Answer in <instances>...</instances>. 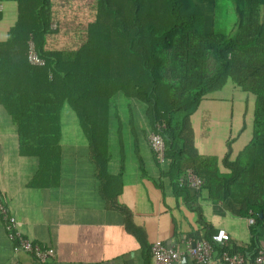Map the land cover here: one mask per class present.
<instances>
[{"label":"trees","instance_id":"trees-1","mask_svg":"<svg viewBox=\"0 0 264 264\" xmlns=\"http://www.w3.org/2000/svg\"><path fill=\"white\" fill-rule=\"evenodd\" d=\"M224 1L232 19L222 32L215 29L216 0H0V107L16 127L20 152L37 159L35 181L51 182L57 175L63 117L69 112L98 188H110L113 135L118 134L120 165L125 161L122 118L114 104L120 96L131 104L135 151L139 134L146 139L151 131L162 138L164 161L150 151L159 178L182 199L198 193L179 186L187 169L218 198L230 199L236 181H251L256 190L255 182L264 181V0ZM10 6L13 20L3 24ZM31 43L41 66L28 61ZM212 103H225L227 115L204 111ZM219 113L230 137L220 164L232 167L230 174L221 173L218 160L194 144L202 129L205 136L214 133ZM236 128L250 139L232 162ZM139 166L145 175L144 164ZM214 183L221 185L217 191ZM261 192L260 200L244 199L235 213L250 216L256 226L264 225V187ZM210 235L203 237L213 243ZM227 251L244 253L233 246Z\"/></svg>","mask_w":264,"mask_h":264},{"label":"crops","instance_id":"crops-1","mask_svg":"<svg viewBox=\"0 0 264 264\" xmlns=\"http://www.w3.org/2000/svg\"><path fill=\"white\" fill-rule=\"evenodd\" d=\"M13 10L11 6L6 9L3 24L12 22ZM212 108L228 113L225 103L203 107L204 111ZM220 113L215 116L220 123H214V133L205 136L202 129V134H194V144L200 153L218 160L221 173L230 174L233 168L220 164L229 137L226 133L228 126L224 129L228 124ZM138 114V111L134 113ZM129 117L127 114L121 121L122 140L127 144L124 164L120 165L122 152L117 148L116 135H113L114 153L108 163V173L115 181L102 192L94 178L88 149L83 139H79L82 137L72 116L67 120L64 114L61 139L65 132L67 136L74 135L71 142L76 140L78 143L60 139L56 177L51 182L42 177L35 181L37 159L20 152L16 127L0 107L1 202L14 215L25 237L54 250V256L44 262L37 261L30 254L14 252L0 219V264H151L149 246L154 241L183 250L186 239H205L204 233L209 232L212 241L225 238L226 248H239L251 258L255 247L263 244L264 225L250 224V216L245 219L235 213L244 205V199L258 201L263 197L264 181L259 183L262 186L255 182L256 190L251 187L250 180L234 182L230 199L227 196L218 198L216 193L201 187L193 189L198 193H194L191 199L184 200L169 188L164 178H159L147 139L142 134L137 135L139 151H135ZM198 118L195 116L194 119ZM134 122L138 125L139 120L135 118ZM66 124L75 126L74 134L66 129ZM198 129L196 126V131ZM240 131L236 128L231 137L232 162L242 155L240 151L250 139L249 133ZM139 161L144 164L145 175L140 172ZM127 163L132 166L127 167ZM211 186L217 191L221 185L214 183ZM221 190L224 192V188ZM200 217L202 223L209 225V230L199 223L202 221ZM173 264L196 263L188 257H180ZM213 264L218 263L214 260ZM248 264L252 263L249 261Z\"/></svg>","mask_w":264,"mask_h":264},{"label":"built area","instance_id":"built-area-1","mask_svg":"<svg viewBox=\"0 0 264 264\" xmlns=\"http://www.w3.org/2000/svg\"><path fill=\"white\" fill-rule=\"evenodd\" d=\"M51 26L54 27L55 25L52 24ZM27 58L32 65H43V60L36 54L32 43L29 45ZM146 139L155 159L162 163L165 153V144L162 138L158 134L150 131ZM178 181L179 186L185 185L195 190L201 188L203 185L202 179L195 176L190 169L184 171ZM0 219L6 236L13 245L14 252L30 254L39 262H44L54 256V250L52 248L34 243L22 234L16 218L2 204L1 199ZM249 222L253 224L254 220L251 218ZM226 247L227 241L225 238L218 239L213 243L201 238L195 240L188 238L184 241L183 250L166 246L161 241L156 240L149 246V256L151 264H173L180 257H188L196 264H213L214 260L218 264H248L249 261L252 264H264V240L260 247H256L251 258L242 252L229 253Z\"/></svg>","mask_w":264,"mask_h":264},{"label":"rangeland","instance_id":"rangeland-1","mask_svg":"<svg viewBox=\"0 0 264 264\" xmlns=\"http://www.w3.org/2000/svg\"><path fill=\"white\" fill-rule=\"evenodd\" d=\"M14 11V10H13ZM214 21H215V29L218 30V31H222L224 32L226 27H228L231 19H232V16L230 15L229 11H227V7L225 5V1L224 0H216V9H215V16H214ZM115 100H117L114 104H117V107L116 109L118 108V114L120 115V118H124V116H126L128 114V110H129V113H130V110H131V104L128 100L124 99L123 97H120V96H116ZM116 106V105H115ZM132 111V110H131ZM71 114L69 112H66L65 113V117L68 119H71ZM67 123H70L67 122ZM220 123V122H219ZM66 129H70V133L74 134V131H75V126L72 125V124H66ZM224 126V124H223ZM227 128V125L224 126V129ZM124 133V130H123V127H122V130H121V134ZM118 135V134H116ZM71 137H74V135H69L67 136L65 134V132L63 133L62 135V139L63 141H70L69 143H78V141H73L71 142ZM78 138V137H77ZM113 138V136H112ZM111 138V140H112ZM80 140H82V138L79 137ZM116 141L113 142V144H115ZM124 144V147L127 146V144L125 142H123ZM129 161V160H127ZM127 167H130L132 166L131 163H127L126 164Z\"/></svg>","mask_w":264,"mask_h":264}]
</instances>
